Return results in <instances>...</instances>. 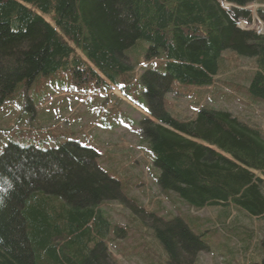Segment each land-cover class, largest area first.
<instances>
[{"label":"trees","instance_id":"1","mask_svg":"<svg viewBox=\"0 0 264 264\" xmlns=\"http://www.w3.org/2000/svg\"><path fill=\"white\" fill-rule=\"evenodd\" d=\"M250 5L264 26V0H0V110L12 100L20 109L12 96L21 87L58 73L128 96L129 53L147 45L150 58L166 61L165 72L147 70L138 84L149 115L139 134L159 187L189 208L224 209L228 218L211 225L230 219L244 241L230 248L228 234L225 250L241 264H264V238L249 223L264 218V131L225 109L202 107L184 119L165 109L176 82L214 85L232 53L254 61L247 92L264 101V34L238 27L252 23ZM56 146L20 141L0 154V264H116L108 243L120 228L103 207L126 186L100 168L96 150L73 139ZM233 206L241 216L230 218ZM168 216L149 222L164 264H194L210 249L195 229L214 219ZM253 239L258 251L249 253Z\"/></svg>","mask_w":264,"mask_h":264},{"label":"rangeland","instance_id":"2","mask_svg":"<svg viewBox=\"0 0 264 264\" xmlns=\"http://www.w3.org/2000/svg\"><path fill=\"white\" fill-rule=\"evenodd\" d=\"M250 27L257 30L260 24L256 22ZM148 48L146 45L129 53L132 77L128 90L124 91L128 96L120 90L110 93L107 87L92 83L77 86L72 79L66 78V73L43 76L29 87H21L12 97L24 106L16 109L12 100L0 110V154L10 143L20 141L49 149L73 139L96 150L100 155L97 161L100 168L126 186L120 200L103 207L113 224L120 228L117 236L111 235L112 242L108 243L116 264H164L163 250L156 244L149 228L150 223L156 224V218H169L170 213L189 218L194 224L199 223L196 218L200 222L214 219L203 227L202 233L195 229L196 234H204L210 249L194 264H241V256L233 251L229 255L224 248L228 234L232 238L230 243L233 242L230 248L244 247L240 233L231 227V220L222 225L228 229L220 227L223 231L211 225H220L228 218L224 209L189 208L175 195L163 192L157 183L159 172L157 175L147 144L139 134L140 122L149 115L143 88L138 84H141L140 75L147 70L165 72L166 61L162 56L150 58ZM223 62L214 85L184 86L176 82L173 85L175 94L166 97V111L184 119L192 118L202 107L225 109L257 124L264 131V101L252 99L247 92V78L254 71V61L232 53L224 55ZM24 93L28 100L23 98ZM231 210L230 218L241 216L234 206ZM132 216L140 223V219L147 221L146 227L134 226ZM249 223L263 240L264 218L249 217ZM258 246L257 239L246 245L250 248L249 253H255Z\"/></svg>","mask_w":264,"mask_h":264},{"label":"bare ground","instance_id":"3","mask_svg":"<svg viewBox=\"0 0 264 264\" xmlns=\"http://www.w3.org/2000/svg\"><path fill=\"white\" fill-rule=\"evenodd\" d=\"M226 6L228 7V6H231V5H227V4H226ZM227 7H226V8H227ZM240 23H241V22H240ZM240 23H239V24H240Z\"/></svg>","mask_w":264,"mask_h":264}]
</instances>
